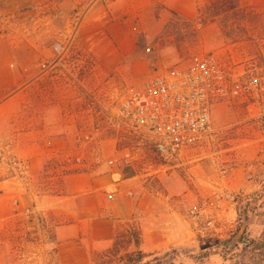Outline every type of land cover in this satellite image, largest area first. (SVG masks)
<instances>
[{
  "label": "rangeland",
  "instance_id": "1",
  "mask_svg": "<svg viewBox=\"0 0 264 264\" xmlns=\"http://www.w3.org/2000/svg\"><path fill=\"white\" fill-rule=\"evenodd\" d=\"M115 1L35 0L21 12L0 9L1 43L18 55L28 81L23 96L17 101L13 94L0 110V182L24 193L23 200L11 201V219L0 222V264H57L40 207L63 193V176L109 169L107 162L134 143L119 142L104 118L125 88L185 66L196 54H214L253 74L264 64V0H198L192 20L165 13L161 5L138 13L130 39L121 43L126 54L135 52L123 57L112 46L120 66L102 71L97 52L107 51L108 32L121 25L113 15L125 11ZM96 12L99 39L97 17L91 19ZM165 15L157 35L148 32ZM57 44L61 55L54 51ZM16 46L24 51L16 54ZM143 67L148 77L137 76ZM212 121L217 134L175 164L161 163L147 146L132 149L133 168L124 173L133 177L134 197L154 200L156 217L166 214L168 247L143 253L140 226L123 225L107 247L92 254L90 264H264V137L238 101L217 104ZM85 134L91 141L82 139ZM47 151L51 157L34 173L31 157ZM75 154L83 156L85 167L74 162ZM13 159L27 164L26 174ZM250 164L256 166L252 183L246 178ZM26 209L31 213L25 215Z\"/></svg>",
  "mask_w": 264,
  "mask_h": 264
},
{
  "label": "crops",
  "instance_id": "2",
  "mask_svg": "<svg viewBox=\"0 0 264 264\" xmlns=\"http://www.w3.org/2000/svg\"><path fill=\"white\" fill-rule=\"evenodd\" d=\"M197 1L116 0V5L123 6L125 11L113 15V19L120 21L121 25L115 26V32H108V36H106L107 43H109L107 51L99 50L97 52L101 70L105 71L120 66L117 59L114 58L117 57V54L115 55L112 46H118L123 57L135 52L126 54L121 48V43L125 44L130 39L129 36L132 33L130 23L136 20L138 13L151 12L155 5H161L160 7L165 13L173 12L184 19L192 20L196 14ZM34 2L35 0H0V9L5 13H17L30 7ZM159 2L161 4H156ZM100 16V12L91 16L92 20L97 17L95 22L97 29L94 37L98 39L100 36L97 32L100 31V27L97 22ZM166 21L167 16L165 15L164 20L158 22L153 31L148 29V32L157 35ZM112 26L109 25L108 30ZM150 38L152 39L153 36ZM16 47H18L16 54L24 51L23 46ZM17 60L18 55L15 58L11 52H8L7 45L1 43L0 40V110L8 103L13 94L18 101L26 89L25 85L28 81H25L24 69L17 64ZM148 75L149 72L144 67L143 71L137 74L138 77H148ZM50 157V151L33 155L31 157L32 171L34 173L41 172ZM84 169L63 176L61 184L63 193L54 197L48 206L40 207L41 212L39 213L45 219V228L50 231L53 237L57 264H90L92 254L107 247L115 239L123 225L140 226L139 245L143 253H153L168 247L170 234L165 229V225H162L165 221L163 216L166 214L156 217L153 215V211H156L153 206L157 204L154 200L147 202L133 196L132 189L135 183L131 180L133 177H127L124 171L122 172L123 178L119 181L109 169L104 167ZM254 181L255 178L249 182ZM247 186L245 187L249 188ZM0 189L2 190L0 193V222H6L13 215L11 201L19 197L23 200L24 193L18 187L13 188L8 181L0 182ZM30 199L33 201V198ZM163 204L168 205L165 201ZM164 210L166 209H160V212L165 213ZM37 221L38 219L35 220V223Z\"/></svg>",
  "mask_w": 264,
  "mask_h": 264
},
{
  "label": "built area",
  "instance_id": "3",
  "mask_svg": "<svg viewBox=\"0 0 264 264\" xmlns=\"http://www.w3.org/2000/svg\"><path fill=\"white\" fill-rule=\"evenodd\" d=\"M261 31L264 35V17ZM54 51L61 55L63 47L57 44ZM223 101H238L264 137V64L253 74L225 64L214 54H196L185 66H173L138 86L125 88L104 118L119 142L134 143L107 162L109 170L120 181L122 172L133 168L135 147H149L163 164L180 162L187 150L202 147L217 134L212 112ZM82 139L88 142L91 136L85 134ZM82 157H74L79 167H85ZM12 164L27 173L26 163L13 159ZM255 170L254 164L246 167L247 180L254 179ZM30 213L25 210V215Z\"/></svg>",
  "mask_w": 264,
  "mask_h": 264
}]
</instances>
